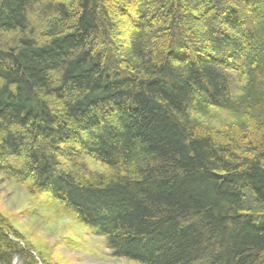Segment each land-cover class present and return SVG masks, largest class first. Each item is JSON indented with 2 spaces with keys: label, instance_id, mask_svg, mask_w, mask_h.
Instances as JSON below:
<instances>
[{
  "label": "trees",
  "instance_id": "1",
  "mask_svg": "<svg viewBox=\"0 0 264 264\" xmlns=\"http://www.w3.org/2000/svg\"><path fill=\"white\" fill-rule=\"evenodd\" d=\"M117 1L0 0V178L133 264H264V0ZM239 75L262 133L199 130Z\"/></svg>",
  "mask_w": 264,
  "mask_h": 264
},
{
  "label": "rangeland",
  "instance_id": "2",
  "mask_svg": "<svg viewBox=\"0 0 264 264\" xmlns=\"http://www.w3.org/2000/svg\"><path fill=\"white\" fill-rule=\"evenodd\" d=\"M120 2L123 4V0ZM119 29L121 34H125L122 26ZM258 67L264 69V63ZM260 72L264 74V71ZM253 73L251 78L255 77ZM239 77L236 79L238 92L234 94L236 100H233L236 104L217 108L207 105L194 110L193 121L199 130L202 127L205 132H212L221 138L225 133L232 136L231 126L235 124L241 128L249 126L248 130L255 136L262 133V123L257 120L256 113L251 110L252 107L243 104L253 97L259 104L261 99L256 98V92L250 93L252 87L248 79ZM236 85L234 83L233 87ZM0 216L26 246L39 254L43 263L133 264L114 257L103 238L97 237L72 218L62 216L56 204L46 196L34 194L31 182L17 184L0 178ZM13 264L21 263L14 259Z\"/></svg>",
  "mask_w": 264,
  "mask_h": 264
}]
</instances>
